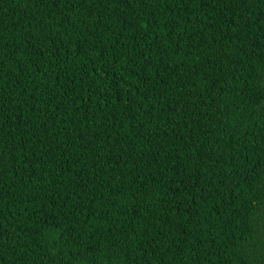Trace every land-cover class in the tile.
<instances>
[{
    "label": "trees",
    "instance_id": "obj_1",
    "mask_svg": "<svg viewBox=\"0 0 264 264\" xmlns=\"http://www.w3.org/2000/svg\"><path fill=\"white\" fill-rule=\"evenodd\" d=\"M0 264H264V0H0Z\"/></svg>",
    "mask_w": 264,
    "mask_h": 264
}]
</instances>
